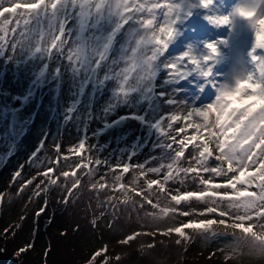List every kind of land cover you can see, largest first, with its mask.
Returning <instances> with one entry per match:
<instances>
[{"label": "rangeland", "instance_id": "rangeland-1", "mask_svg": "<svg viewBox=\"0 0 264 264\" xmlns=\"http://www.w3.org/2000/svg\"><path fill=\"white\" fill-rule=\"evenodd\" d=\"M233 1L214 0L208 9L200 10L197 0H188L189 7L174 25L175 35L164 55L155 62L153 74L126 85L119 73L114 74L112 71L113 65H119L121 71L124 67L131 68V64H126L123 54V48L129 39L126 33H120L116 37V42L109 50L107 64L99 69L93 68L91 72L88 67H73L64 56H47L42 66L36 67L45 55L35 51L40 37H17L21 46H24L14 58L20 59L21 64L16 66L14 72L0 78V95L13 98L12 102L18 106L23 123V131L18 137L13 130V115L0 107V196L3 197L0 200V264H86L90 256L102 248L107 249L105 255L113 264L122 250L129 252L143 244H153L162 239L170 244L164 250L156 249L145 257L142 256L139 258L142 263H135L130 259V262L127 260L124 263L264 264V259L248 255L246 249L232 252L233 237L223 234L208 241L195 238L191 249L175 243L176 239L183 240L178 234L170 237L157 234L154 238L141 235L134 242L122 245L118 239L124 233L131 235L133 232L147 231L146 227H142L145 221L139 219L138 214L128 206H116L119 209L116 212L114 204H111L100 209H105L106 214L100 217L97 225L94 224L92 217L98 213L93 210H97L96 200L99 199V194L96 189L87 188L89 178L100 177L101 183L110 190L117 185L116 175L124 178V163L130 164L133 169L135 161L145 158L151 159L150 162L145 160L146 167L169 162L161 160L167 152L164 142L168 141L161 137L155 127L162 113L166 115L165 118L171 114L173 105L167 101L182 102L189 108L204 107L214 103L220 85H232L238 76L250 70L247 50L253 48L255 41L251 25L244 43L234 46L243 40L241 38L240 43L234 44L232 31L246 28L241 22V28H237L235 16L230 26L205 24L208 15L232 16ZM3 3L8 6V0H3ZM193 14L195 17L191 18L190 15ZM68 27L75 28V21ZM28 41L29 43H25ZM208 42H216L219 53L209 65L212 69L210 77L204 78L199 73H192L179 82L180 79L177 81L170 76L169 72L173 70H167L165 64L177 61L190 48L197 55L207 54ZM0 44L9 51L13 44L18 46L17 41L10 45L7 38ZM71 44L72 40H69V45ZM66 54L67 47L65 56ZM185 63L189 64L187 61ZM3 68L4 66L0 67V73ZM185 70L186 68L181 69ZM132 74L135 75V70ZM51 78L59 80L55 87ZM2 99L0 97V104L4 102ZM177 115L178 120L171 122L175 131L167 128L165 131L175 135L178 140L184 139L185 135L190 137L196 134L192 128H185V132L180 133L179 129L189 121L183 119V112ZM192 119L199 121L196 117ZM164 122L166 124L167 120ZM42 142H49V148L41 156L39 146ZM79 142H86L85 151H70ZM55 144L61 145L59 157L56 156ZM89 145L92 147L91 158L87 154ZM190 149L191 144L185 150L186 155ZM37 151L45 162L40 168L28 163ZM51 156L53 159H50ZM95 159L107 161L108 164L96 165ZM90 160L93 162L89 163ZM181 162L183 163V158ZM109 165L114 171L109 170ZM48 167L53 168L50 175L54 178L63 171H68L69 177L65 179L59 176V186H52L47 194L41 192L36 196V186L44 179L40 173ZM90 170H95L91 177L86 174ZM17 171L21 172L20 178L14 177ZM74 177L80 179V185L85 190L81 193L83 190L78 186L69 195L67 189L71 187ZM151 177L162 181L163 170L159 176L148 173L139 177V184L153 179ZM28 180H32L30 185L27 184ZM216 182L223 181L218 178ZM184 187L198 190L193 188L191 182H187ZM153 189L155 191L157 187ZM90 190L91 195L87 197ZM254 190L255 188L249 189ZM119 194L124 196L121 191ZM42 205L46 206L47 211L38 216ZM183 206L182 204L181 207ZM193 207L200 208L202 204H193ZM143 214L141 211L139 215ZM179 219L187 221L192 217ZM109 224L112 225L111 228ZM5 229H11L6 237L3 235ZM253 230L256 231L257 228L254 226ZM184 231L186 235L192 233L190 229ZM29 245L32 247L22 259L18 257V249ZM183 248L186 250L184 254Z\"/></svg>", "mask_w": 264, "mask_h": 264}, {"label": "snow or ice", "instance_id": "snow-or-ice-1", "mask_svg": "<svg viewBox=\"0 0 264 264\" xmlns=\"http://www.w3.org/2000/svg\"><path fill=\"white\" fill-rule=\"evenodd\" d=\"M213 3L214 0H199V6L204 9ZM188 7V0H8V6H4L3 0H0V32H15L17 27H21L22 20V37L27 38L30 34L40 37L35 46L36 52L47 56H64L73 67H88L90 72L107 64L108 53L116 37L126 33L129 39L123 54L131 68L124 67L121 71L119 65L112 66L113 73H119L126 85L153 74L155 62L164 55L175 35L174 25ZM233 16L247 20L254 30V46L248 54L250 70L238 76L234 84L220 85L214 103L204 107L189 108L182 102L167 101L173 105L171 114L157 121L155 127L161 137L168 141L164 142L167 152L161 160L169 162L154 167L138 165L139 175L129 182L131 187L129 184L119 186L124 194L122 203L136 212L139 219L145 221L142 227L147 228L145 232L124 233L118 239L122 245L134 242L141 235L154 238L157 234L165 237L178 234L187 242L196 237L208 241L223 234L233 237L232 252L245 249L249 252L252 248L264 250V51H261L264 50V11L255 4L237 5L232 16L208 15L206 19L216 26H230ZM11 18H15L16 27L7 29L6 26L12 23ZM73 21L75 28L68 27ZM3 40L4 36H0V41ZM69 40H72L71 45ZM206 49L207 54L201 56L190 48L177 61L164 67L173 70L169 74L177 81L192 73L208 78L212 74L209 65L219 53L216 42H208ZM0 51L5 53L3 44H0ZM12 52H16V44L12 45ZM186 61L189 64L186 65ZM182 68L186 70L181 71ZM133 70L135 75L132 74ZM179 112H183V119L189 121L179 132L184 133L185 128H192L196 134L190 137L185 135L184 139L178 140L165 128L173 129L171 122L178 120ZM193 117L199 118V121ZM85 144L79 142L70 151H85ZM190 144L191 149L186 155L185 150ZM54 147L59 157L61 145L55 144ZM87 150L91 152L92 147L89 145ZM38 152L32 155L28 163L40 168L45 162ZM49 163L52 161L49 160ZM94 163L108 164L100 159H95ZM130 167V164L124 163L123 172L127 173ZM109 170L114 171L110 165ZM162 170V181L148 179L139 184L140 176L148 173L159 176ZM52 171L53 168L48 167L40 173L44 179L36 186V196L41 192L47 194L52 186H59V176L65 179L69 177V172L63 171L54 178L50 175ZM86 174L91 177L95 170ZM14 177L20 178L21 172H15ZM218 178L223 182L217 183ZM120 180L121 176L116 175L115 182L119 184ZM187 182L198 190L185 188ZM31 183L32 180L27 181V184ZM80 183V179L74 177L71 187L67 189L68 194L71 195ZM154 185L157 186L155 191ZM91 187L100 190L105 184L97 181ZM250 188L255 190L249 191ZM108 203L111 204V198ZM197 203L202 207H193ZM45 205L41 206L38 216L47 211ZM113 209L119 211L114 205ZM141 211L143 216L139 215ZM185 217L192 219H179ZM254 226L256 231L253 230ZM109 227L112 225L109 224ZM185 229L192 230V235L187 236ZM10 231L5 229L3 235L6 237ZM175 243L180 245L181 239H176ZM31 247H20L17 256L22 259ZM143 250L153 252L156 248L149 243L144 245ZM106 252L105 248L96 251L86 264H112Z\"/></svg>", "mask_w": 264, "mask_h": 264}, {"label": "trees", "instance_id": "trees-1", "mask_svg": "<svg viewBox=\"0 0 264 264\" xmlns=\"http://www.w3.org/2000/svg\"><path fill=\"white\" fill-rule=\"evenodd\" d=\"M22 2V0H17ZM2 19V18H1ZM12 19V23H10L9 25L6 26L7 29H11L13 27H16L15 25V18H11ZM23 30V21L21 20V27H17L15 32H8L7 34L5 32H0V36H4V39L7 38V40H9L10 45L11 42L17 41L18 42V46L16 47V52L13 53L12 50L9 51V49H5V53H3L2 51H0V67L4 66L3 70L1 71L2 73H0V78L3 75L8 76L10 73L15 71V68L17 65L21 64V60L20 59H16L14 58L15 54L17 52H19L22 47L24 46V44L21 46V42L18 40V38H23L21 36V31ZM30 35H35V34H30ZM18 37V38H17ZM2 42V41H0ZM25 43H29L25 42ZM34 43V42H33ZM36 46V45H35ZM39 53V52H38ZM40 55V54H39ZM47 60V55H44L43 57H41L40 62L37 64L36 67H41L42 64ZM56 81H58L56 78H51V83L54 85L56 84ZM0 97H2L4 100L3 103L0 104V107L3 108L6 112H8V114H11V119L13 122V130L14 133H16V135L18 137H20L21 132L23 131V123H22V118L20 116V113L18 112V106H15L12 102L13 98L10 96H4V95H0ZM48 141V139H47ZM40 148V155L42 156L44 151L47 150V148H49V142H42V144L39 146ZM87 154L90 156V158L92 157V150L91 152H89L87 150ZM89 158V159H90ZM50 159H53V157L51 156ZM108 159V158H107ZM112 159V158H110ZM145 160L147 161H151L150 158H145ZM145 160H138L134 162V167L133 169L130 167L129 171L127 173H124L125 176L123 179H121L119 181V184L114 185L110 190L109 187H104L103 189L97 190L98 194H99V199L96 200V205H97V210H93V212L98 213L96 216L92 217V222L94 224L97 225V222L99 221L100 217L102 216V214H106V210L104 209L103 211H100V209L104 206L105 208H107L109 205L114 204L115 207H121L122 205H124L122 203L124 196H120V185H124V184H129V182L131 181V178L133 175L137 176L139 175V168L137 167L138 165H147V161ZM140 177H144V176H140ZM153 179H158L157 177H151ZM99 181L101 183L100 177H96V178H89V182H87V188H92L91 185L94 182ZM85 184V183H84ZM79 187L82 188V190L84 189V186L79 185ZM129 187H131V185L129 184ZM157 186L154 185L153 188H156ZM86 188V189H87ZM85 190V189H84ZM81 191V193L84 192ZM91 190L87 192V197L90 196L91 194ZM131 194V193H129ZM109 198H111V204L108 203ZM90 201V200H89ZM215 227V226H213ZM191 234H188L187 236H191ZM198 238V237H196ZM155 245V248L158 250H164L167 246H169V243H166L164 239L156 241L155 243H153ZM195 244V241L190 239L189 241L185 242L184 240L181 241L180 246H186L189 247V249L193 248ZM143 246H139L137 248H133L131 251L126 252L124 250H122V252H119L120 255H118L119 259L113 263V264H125L124 262L127 260H131L132 262L135 263H142L139 262V258H141L142 256H146L148 253L150 254L151 252L149 251H144ZM183 250L186 253V250L183 248ZM190 258V257H188ZM130 260L128 262H130ZM149 264H161V263H149ZM166 264H172L171 262H166Z\"/></svg>", "mask_w": 264, "mask_h": 264}, {"label": "bare ground", "instance_id": "bare-ground-1", "mask_svg": "<svg viewBox=\"0 0 264 264\" xmlns=\"http://www.w3.org/2000/svg\"><path fill=\"white\" fill-rule=\"evenodd\" d=\"M256 2H257V0H234L232 2L233 3V5H232L233 6V10H232L231 14L233 15L234 10H235L237 5H252V4H255ZM259 9L261 11L264 10V0H262L261 6H260ZM234 19H235V21L237 20L236 22H238L237 23V28H241V25L239 24V22L243 23V25L246 26V28L244 27L241 30L237 29L235 32L232 31V34H234V35H232L234 37V38L232 37V40H233L234 44L240 43L241 42V38H242L243 41L240 44L234 45V46H240L247 39L246 38L247 37L246 34L249 33V31H250V28H249L250 24H249V22L247 20H243V19H241L239 17H235ZM205 24L210 26V23H209V21L207 19H205ZM247 25H248V27H247Z\"/></svg>", "mask_w": 264, "mask_h": 264}, {"label": "clouds", "instance_id": "clouds-1", "mask_svg": "<svg viewBox=\"0 0 264 264\" xmlns=\"http://www.w3.org/2000/svg\"><path fill=\"white\" fill-rule=\"evenodd\" d=\"M238 235H239V233H238ZM247 254L257 256V257L264 259V250H258V249L252 248L249 252H247Z\"/></svg>", "mask_w": 264, "mask_h": 264}]
</instances>
